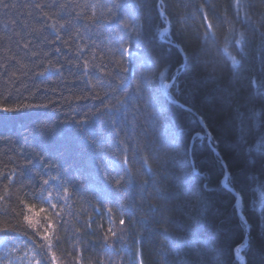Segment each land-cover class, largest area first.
<instances>
[{
    "label": "trees",
    "instance_id": "1",
    "mask_svg": "<svg viewBox=\"0 0 264 264\" xmlns=\"http://www.w3.org/2000/svg\"><path fill=\"white\" fill-rule=\"evenodd\" d=\"M158 2L124 0L125 15L139 25L126 53L130 71L157 72L149 93L164 125L151 124L170 152V181L158 200L140 104L125 105L124 131L105 153V167L112 163L121 191L105 179L85 139L104 133V122L97 117L84 130L63 122L61 113L86 121L97 106L124 99L116 80L123 57L113 55V30L106 22L77 18L107 11L77 7L72 0H0V175L11 179L13 169L30 164L23 169L26 185L39 182L43 188L42 180H49L53 202L59 200L66 213L56 249L60 264H244L236 250L247 242L242 252L247 264H264V0H241L240 9L235 0H162L172 25L163 34L168 22ZM41 4L43 9L36 6ZM61 4L69 6L60 9ZM172 42L187 57L183 71V57ZM196 50L203 63H226L223 76L216 79L209 69L205 78ZM85 62L87 68L79 67ZM179 72L168 99L164 85ZM171 100L204 120L219 155L198 117ZM114 153L121 163L112 161ZM227 175L234 192L222 184ZM5 183L0 180L6 198L0 201V256L28 264L34 255L45 256L42 241L24 224V231L15 230V198ZM21 190L27 187L18 183L16 192ZM237 193L247 220L236 208ZM23 201L48 207L31 196ZM149 209L150 220L138 223L137 218L149 219ZM121 219H132L133 226L122 227ZM109 229L118 239L108 238ZM25 231L33 235L25 237Z\"/></svg>",
    "mask_w": 264,
    "mask_h": 264
},
{
    "label": "clouds",
    "instance_id": "2",
    "mask_svg": "<svg viewBox=\"0 0 264 264\" xmlns=\"http://www.w3.org/2000/svg\"><path fill=\"white\" fill-rule=\"evenodd\" d=\"M95 7L97 9L103 8L108 13V20L112 21L107 26L110 27L115 34V51L113 55H118L123 57V60L117 63V67L120 69V72L116 75V80L119 81L123 87L119 88V93L124 97L123 100H119L118 103L112 104V107L103 108L101 106H97L95 109V115H89V118L84 121L80 119H76L73 116H69L61 113L64 116V123H75L81 130H84V126L88 124L93 119L99 117L104 122V133H98L96 137H92L89 135H85V139L87 143L95 150L98 155V166L105 172H107L106 180L109 181L112 185H114L120 191L122 190V186L117 184V181L120 178V175L115 173V170L112 168H106L105 161V153L109 150L110 141L114 146L117 141L120 139V133L124 131L121 127V117L124 111H127L125 105L128 108H132L134 102L136 104H140L141 108L139 111L141 115L146 118L148 123V128L145 130V135L148 137V143L146 145L148 156L152 160L154 165V170L152 173V177L155 181V192L154 198L158 200L160 193H162L167 184L170 181L169 177V164H170V152L165 149L163 140L159 135V130L155 129L151 121L152 117L147 110L148 106L144 104L145 100H148L150 95L149 93V85L150 82L155 78L154 72H149L145 68L136 69L133 67L130 71V61L128 56L126 55L127 51L130 49L132 41L139 36V25L134 24L127 15L124 13V0H105L103 4H85L84 8L90 9L91 7ZM80 7V6H77ZM125 21H127V25H125ZM97 23H105L104 16H98ZM264 39V37H262ZM194 55L197 58V63L199 64L201 72L204 74L205 78L209 77V69L215 73V78L219 79L223 76L226 63L220 64L218 61L212 63H203L200 61L201 52L196 50L194 51ZM127 74L126 76L124 74ZM119 87V85H117ZM111 101H107L110 103ZM106 103V102H102ZM54 111H56L54 109ZM164 119L163 116H160V127L163 128ZM112 161H116L121 163L119 155L113 154ZM127 174V172L125 173ZM124 174V175H125ZM126 176V175H125ZM10 183V181H9ZM42 186L41 184L35 183L33 186H27V192L25 193L23 190L17 193L15 188H12V196L15 198V207L12 209L16 213V227L15 230L17 232L24 231L23 228V204L22 201L28 199L29 196L34 197L36 200H40L43 203H46L50 208L52 215L55 217L56 224L58 229L63 230L64 225L61 223L64 215H66L65 210L63 208H59L60 201L57 200L55 202L58 207H52L48 201H43L40 195V190ZM44 188V187H43ZM77 192V191H76ZM65 195H68V192H65ZM153 209H149L148 213H145L149 217L148 220H141L137 218L138 223L147 222L150 220V212ZM141 211H143L141 209ZM133 219V218H132ZM132 219L127 220V225L131 228ZM26 236L33 235L27 231L24 232ZM0 264H13L12 257L9 255L0 256Z\"/></svg>",
    "mask_w": 264,
    "mask_h": 264
},
{
    "label": "snow or ice",
    "instance_id": "3",
    "mask_svg": "<svg viewBox=\"0 0 264 264\" xmlns=\"http://www.w3.org/2000/svg\"><path fill=\"white\" fill-rule=\"evenodd\" d=\"M72 3H75L77 6L80 7H84V5H80L79 4V0H72ZM235 4L236 7L239 9L242 6L241 0H235ZM37 7H40L41 9L44 8V5H36ZM68 4H61L59 5L60 9H67L68 8ZM163 7V5H162ZM95 7H91L90 9H94ZM57 15H60L61 12H57ZM45 17H47L48 19H51L50 16H48L47 13H44ZM79 18H84L86 19L89 23H97L98 20V16L96 14L95 11H93L91 16H85L84 13H80L79 16L77 17ZM105 22L107 24H110L112 21L108 20V14L106 16H104ZM70 24V22H69ZM125 25H127V21H125ZM233 63H236L235 61H233ZM87 62H85L83 65H80L79 67L81 68H87ZM150 73L154 72L155 76L157 75V72L154 70H148ZM213 76H215V73H211ZM159 75L161 76L162 79H167V77L164 76V74L161 72L159 73ZM152 82V81H151ZM150 82V83H151ZM164 87L166 89L170 88V85L165 84ZM149 108L152 109V111H149V114L152 117V120L154 123H160V113L156 110V108L153 105L152 102V98L149 95L148 97V105ZM111 107H109L110 109ZM13 110L11 108H3V112H12ZM125 115H127V113H125ZM30 164H25L24 166L21 167L19 172H16L15 169L12 170L13 173H15V175H12V178L9 179L8 175H0V180H4L7 181V183H5L3 185L4 189H8L9 191L12 190V188L16 189L17 184H22L24 186H28L26 185L24 182V180L22 179L23 177V169L26 167H29ZM48 168L51 169L52 165L49 164ZM11 175V174H10ZM37 178L39 179L41 177L40 173H37ZM127 175V174H125ZM55 179H59L61 181V183L63 182L62 177H56ZM10 181V183H9ZM42 184L45 186L44 188L40 189V195L42 200H47L49 202L50 205H52V207H58V205H56L53 202V196L50 192H48V188L51 187L50 182L48 179H43L42 180ZM117 184L119 185V181H117ZM65 192H68V189L64 190ZM6 198L3 196L2 194V190H0V201H4ZM23 204V208L26 209V211L23 212V224L26 226L27 229H30L32 231V233L36 236H38L40 238V240L42 241V243L40 244V248L42 250H44L45 252V256L40 258V259H36L35 255L33 256L32 260L28 261V264H44V261L47 260L48 264H60L59 259L57 258V254H56V249H58L60 247V239L58 238V234L60 231V229H58V226L56 224V220L55 217L52 215V212L50 210V208H45V207H41L40 205L37 204H33V203H29L26 201H22ZM3 207V204L0 203V208ZM109 211H111V209H109ZM63 220V219H62ZM61 220V223H62ZM119 224L123 227L125 225H127V220L125 219H121L119 220ZM109 233H111V235L108 237L109 239H113V238H117V234L115 232L114 229H109L108 230ZM23 235L26 236L25 233H23ZM38 255V253H37ZM22 259V264H23V258Z\"/></svg>",
    "mask_w": 264,
    "mask_h": 264
},
{
    "label": "water",
    "instance_id": "4",
    "mask_svg": "<svg viewBox=\"0 0 264 264\" xmlns=\"http://www.w3.org/2000/svg\"><path fill=\"white\" fill-rule=\"evenodd\" d=\"M169 21H170V20H169ZM169 21H168V27H167V29L165 30V32H167V33H169V32L172 30V25H171V22H169ZM177 77H179V75H177V76L174 78V80H173L172 82H167V83H166V84L170 85V88H168V89L165 88V95H166V97H167L168 99H170V96H169L170 89L173 87L174 83L176 82ZM171 101H172V100H171ZM172 102L176 103V104L179 105V106H182V107L188 109L189 111L193 112V113L198 117V119H199L201 125L203 126V128L206 130V132H207V134H208V143H209L210 147H211L212 149H214L215 152L219 155V153L216 151V149H215V147H214V145H213V143H212V135H211V133H210V131H209V129H208L206 123L204 122V120H203V119H202V118H201L196 112H194L191 108H189V107H187V106H185V105H183L182 103L177 102V101H172ZM200 135H201V133H198V134H197V136H200ZM226 186H227V185H226ZM227 188H228L229 190L233 191V192L235 191L234 188H232V187H230V186H227ZM241 201H242V198H241V196L237 193L236 208H237V210L243 215L244 219L247 220L246 217H245V215L243 214V212H241V207H240V203H241ZM249 230H250V227L248 226L247 239H249V237H250ZM248 243H249V242H247L246 245L239 246V247L237 248V250H236L237 253H238V256L243 258V260H244V264H247V259H246V257L244 256V254H243L242 252L246 249Z\"/></svg>",
    "mask_w": 264,
    "mask_h": 264
},
{
    "label": "bare ground",
    "instance_id": "5",
    "mask_svg": "<svg viewBox=\"0 0 264 264\" xmlns=\"http://www.w3.org/2000/svg\"><path fill=\"white\" fill-rule=\"evenodd\" d=\"M158 5H159V8H158V11L163 15V17L167 20V22L170 20L169 19V17H168V15H166V13H165V11L162 9V0H159V2H158ZM241 8V7H240ZM239 8V9H240ZM170 22V21H169ZM167 27H168V24H167V26L165 27V28H163L162 29V34L163 33H167V32H165V30L167 29ZM171 45H173V46H175V47H177L178 48V50H179V52L181 53V55H182V57H183V67H182V70L181 71H183V69L185 68V66H186V64H187V57H186V55H185V53H184V50H183V48L181 47V45H179L178 43H175V42H172L171 43ZM179 73H181V72H179ZM177 76V75H176ZM175 76V77H176ZM174 77V78H175ZM174 103V102H173ZM176 104V103H175ZM229 179V175H227V176H225V178L223 179V182H222V184L224 185V187L226 188V189H228L227 188V186H230V185H228L227 184V180ZM227 185V186H226ZM231 187V186H230ZM233 188V187H232ZM229 190V189H228ZM230 191V190H229ZM241 212H243L242 211V209H241ZM238 213L243 217V215L238 211ZM243 214H244V212H243ZM246 217V216H245ZM244 218V217H243Z\"/></svg>",
    "mask_w": 264,
    "mask_h": 264
},
{
    "label": "rangeland",
    "instance_id": "6",
    "mask_svg": "<svg viewBox=\"0 0 264 264\" xmlns=\"http://www.w3.org/2000/svg\"><path fill=\"white\" fill-rule=\"evenodd\" d=\"M177 75H179V76H180V73H178ZM178 78H179V77H177V79H178ZM173 80H174V79H173ZM173 80H172V81H173ZM172 81H171V82H172ZM176 81H177V80H176ZM198 120H199V119H198Z\"/></svg>",
    "mask_w": 264,
    "mask_h": 264
}]
</instances>
